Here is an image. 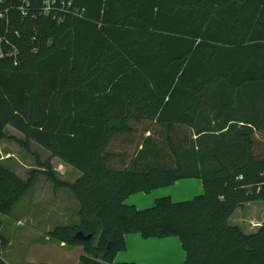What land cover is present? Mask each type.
Wrapping results in <instances>:
<instances>
[{
    "label": "trees",
    "instance_id": "1",
    "mask_svg": "<svg viewBox=\"0 0 264 264\" xmlns=\"http://www.w3.org/2000/svg\"><path fill=\"white\" fill-rule=\"evenodd\" d=\"M30 1L28 15L20 0L0 4L12 8L21 52L18 66L0 59V144L11 126L24 146L51 157L26 179L0 162V213L44 174L81 203L78 223L48 232L84 246L78 264H125L115 259L130 233L179 237L183 264H264V225L247 233L228 221L244 203L264 200V0H73L82 15L62 22ZM6 26L0 18V36ZM208 155L214 165L183 161ZM54 156L82 175L60 181ZM193 177L204 192L191 200L125 204L132 193ZM2 221L0 264H10Z\"/></svg>",
    "mask_w": 264,
    "mask_h": 264
},
{
    "label": "crops",
    "instance_id": "2",
    "mask_svg": "<svg viewBox=\"0 0 264 264\" xmlns=\"http://www.w3.org/2000/svg\"><path fill=\"white\" fill-rule=\"evenodd\" d=\"M205 120H202V122L205 123ZM212 123H214V120ZM212 123L210 125H212ZM241 125L242 122L239 126ZM16 131L21 133L18 130ZM205 131L206 130L202 131L201 134L205 133ZM209 133L212 140L215 141L218 132L211 131ZM8 151L9 150H7V152ZM47 151L50 153V158L51 152L49 150ZM234 157L237 158V155ZM183 161L187 166L194 167L203 165L210 166L214 165L216 162L211 155H208V157L204 156V159L199 158L195 160L185 157ZM202 161H205V163H202ZM230 161L237 162L236 159ZM50 163L53 170L57 173L58 179L62 182L72 184L82 175L80 170L59 157H52ZM160 163L165 165L170 164V161L163 159ZM69 173L75 174L76 178L74 180L66 179L65 176ZM37 184V191L32 193L29 197H26L33 191ZM71 192L72 190L67 186H55L44 174H40L36 177L34 185L24 197L29 198L24 209L27 216L25 220L36 225L45 221L46 226H43L44 228L40 232L41 236L34 240L30 233L32 229H25V239L29 240L27 244V246H29V251L27 250V253L23 256V260L20 259L18 262L16 261L17 263L13 262V260L11 261V258H9V254H11V249L9 248L13 244V239L11 238L12 242L9 244V247L1 251L2 256L10 264H35L39 262L48 264H78L80 262L81 257L85 253L83 245H70L65 242L51 240L48 236V232L56 225H64L66 221H74V217L77 218V223L80 221L79 210L81 203L72 192L74 195L73 197ZM203 192L204 186L202 179L196 177L183 178L177 180L172 185L155 188L150 192L141 191L132 193L126 198L125 204L144 209L153 206L158 198L164 196H171L175 202H181L186 201V199L191 200V198L193 199L194 196L203 194ZM260 201L264 200L246 202L243 206L238 207L229 217V223L239 225L247 233L258 231L259 228L264 225V202L261 203ZM19 222L21 221L19 220L18 224ZM11 227H13L12 224ZM4 229L5 231H10L3 222L2 231ZM9 235H11V233ZM126 243V250L117 254L115 259L116 262L125 264H183L186 259V252L183 249L180 238L177 236L144 238L139 233H130L126 235Z\"/></svg>",
    "mask_w": 264,
    "mask_h": 264
},
{
    "label": "rangeland",
    "instance_id": "3",
    "mask_svg": "<svg viewBox=\"0 0 264 264\" xmlns=\"http://www.w3.org/2000/svg\"><path fill=\"white\" fill-rule=\"evenodd\" d=\"M247 106H249V104L245 106L246 110L248 111L249 107ZM247 111L245 112V114L251 115V113ZM7 133L9 135H12V137H6L5 139H3V141L0 144V162L6 164V166H8L11 170L16 172L18 175L22 176L24 179H26L28 178L30 171H32L33 169L42 168L41 166H39L40 163L42 161H46L49 158L50 153L41 146L33 142L29 144V147L24 146L22 140L25 141V135L22 133H18L16 130H14L13 127H9ZM232 134L233 132L228 134V136L226 137L228 141L232 140L231 137ZM215 139H219V138L215 137ZM7 150L9 151L7 152ZM65 178L68 180L70 179L74 180L76 178V175L69 173L67 176H65ZM37 189H38V184L33 189V191L30 192V194L27 195L26 197H29L32 193H35ZM71 194L73 195L72 192ZM28 200L29 198H24L23 200H21L19 202V205L15 206L13 211L8 215L0 213V218L3 220L2 222H4V224H6V228H9V230L11 231L8 232L5 231L4 229L2 233L7 237V239H9L10 243L12 242L11 238L13 239V244L9 248L11 249L10 250L11 254H9V258H11V261L13 260V262L15 263H17L18 260L20 259L23 260V256H25L27 250L29 251V246H27L29 240L25 239L26 236L25 229L27 228L32 229L30 233L34 240V239H38L41 236L40 232L43 230L44 228L43 226H46L45 221L42 223H38L36 225L31 223L30 221L25 220L27 216L25 214L24 209H25V204ZM186 200H190V199H186ZM260 202L263 203L264 201H260ZM19 220L21 222H19L18 224ZM76 223H77V218L74 217V221H70V222L66 221L64 224L72 225ZM11 224L13 225V227H11ZM10 233L11 235H9ZM8 247L9 244L7 247L2 248L1 251L5 250Z\"/></svg>",
    "mask_w": 264,
    "mask_h": 264
},
{
    "label": "built area",
    "instance_id": "4",
    "mask_svg": "<svg viewBox=\"0 0 264 264\" xmlns=\"http://www.w3.org/2000/svg\"><path fill=\"white\" fill-rule=\"evenodd\" d=\"M18 9L22 15H28L32 11V3L30 0H20ZM4 3V0H0V4ZM40 7V13L46 16H51L54 20L59 22L64 21L68 16H81L82 10L75 5L73 0H42ZM12 8L4 7L0 8V18L6 20V30L3 35L0 36V59H10L14 66L21 64V52L20 47L16 43V40L20 37V31L15 29L9 18V12ZM32 13H35L34 11ZM35 40V37L33 38ZM34 52L38 51V47L35 46Z\"/></svg>",
    "mask_w": 264,
    "mask_h": 264
},
{
    "label": "water",
    "instance_id": "5",
    "mask_svg": "<svg viewBox=\"0 0 264 264\" xmlns=\"http://www.w3.org/2000/svg\"><path fill=\"white\" fill-rule=\"evenodd\" d=\"M76 237L79 238V239H83V240H87V239H90L92 238V234H85L83 233L82 231H79L77 234H76Z\"/></svg>",
    "mask_w": 264,
    "mask_h": 264
}]
</instances>
